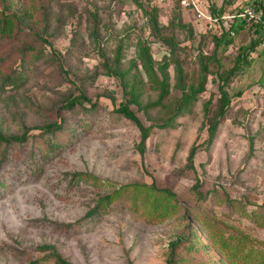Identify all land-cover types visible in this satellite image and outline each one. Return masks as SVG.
<instances>
[{"label":"rangeland","instance_id":"rangeland-1","mask_svg":"<svg viewBox=\"0 0 264 264\" xmlns=\"http://www.w3.org/2000/svg\"><path fill=\"white\" fill-rule=\"evenodd\" d=\"M144 1L161 8L160 32L135 0H51L46 58L29 66L30 81L20 88L3 86L0 79V129L15 135L30 130L25 145H0V264L39 260L43 244L56 245L75 264H167L169 243L192 232L208 243L205 260L231 264L210 239L205 223L264 257V48L231 82V109L210 149L204 144L208 132L203 105L212 98L211 109L215 107L217 76L209 77L206 91L175 126L153 128L141 153L138 127L116 110L126 101L113 73L120 49L121 70H129L132 81L144 78L139 84L147 103L159 91L137 60L140 42L151 48L159 78L158 66L168 59L172 85L176 59L187 81L197 83L199 52L209 55L215 48L213 34L192 11L183 9L190 26L179 28L171 24L175 1ZM209 1L231 13L238 3L252 4ZM5 7L0 1V10ZM20 7L19 0H11L7 12L20 14ZM23 28L40 32L34 23ZM160 36L174 37L176 50ZM249 43V32L240 30L233 44L222 45L223 69L233 67L239 47ZM81 93L92 102L63 108ZM179 97V89L173 88L165 100L169 109H152V120L136 105L131 108L146 126L161 124ZM62 121L73 131L69 136L51 138L38 128ZM193 144L200 146L194 167L188 162ZM76 173L96 175L101 184L74 180ZM134 184L169 188L175 193L172 204L178 206L168 219L149 221L150 204L163 194L148 188L136 191ZM123 185L132 186L102 214L86 216L100 196Z\"/></svg>","mask_w":264,"mask_h":264},{"label":"trees","instance_id":"trees-1","mask_svg":"<svg viewBox=\"0 0 264 264\" xmlns=\"http://www.w3.org/2000/svg\"><path fill=\"white\" fill-rule=\"evenodd\" d=\"M6 5L5 9L0 10V79L3 86H12L14 88H20L26 85L31 78L28 72V68L36 61L45 59L47 56L46 44H50L49 39L46 37L50 23V4L51 0H19L21 3V13H8L11 0H0ZM173 15L171 18V24L179 28H188L190 25L184 21L183 9L191 11L180 5L176 0ZM204 4L215 14L225 15L233 14V10L226 11L225 8H216L209 0H203ZM257 0H252V3H256ZM138 7L149 15L153 28L157 31H161L159 28V13L161 8L159 6H153L150 3L146 4L144 0H135ZM234 0H228L227 6L234 5ZM236 12L240 9L234 5ZM235 12V13H236ZM30 23L36 24L40 32L33 30H27L23 28V25H29ZM206 27V25H205ZM207 32L213 34V40L215 48L213 53L204 54L199 52V78L197 83H189L186 79V73L180 60L176 59L175 72L176 83H171V73L169 72L170 62L165 58L158 66L162 78H159L157 70L155 68V61L151 48L140 42L137 52V60L140 61L141 66L144 69V73L154 83V88L159 91L158 98L155 101H148L144 103L142 101V88L139 81H132L129 78V70H121V49L116 56V63L113 69V73L119 78L123 85L126 101L120 103L116 109L119 113L131 120L138 127L141 135L138 148L141 153L145 151L146 143L151 135V131L154 127L167 128L175 126V122L178 117L191 111V108L198 101L200 95L206 91L207 84L210 76H217L218 78V97L214 109H211L213 99H209L203 105L205 114V125L207 128L208 136L204 141L205 149L210 147L218 137L220 126L224 119L227 117L233 100V95L230 93V84L233 79L240 73L245 67L251 65V61L256 58L254 53L261 49L259 42L264 38V31L258 30L261 34V39H255L251 35V27H248L247 22L241 19H235L234 21H223L221 23V29L209 30L206 27ZM234 30L237 34L240 30H247L250 35V43L248 46H241L238 49V53L235 57V64L230 69H223L221 59L219 57V49L222 45L229 46L234 43V36L231 35V31ZM190 32L193 34L194 30L191 28ZM163 42L171 47V51H175L178 47V42L174 37H162ZM16 45V48L14 46ZM18 45V46H17ZM216 64V65H215ZM216 68H215V67ZM173 88H177L180 91V97L177 100L173 109H170L169 117L161 124H151L146 126L136 112L131 108V105H136L138 109L146 114V116L152 120L150 111L154 108L161 107L169 109V106L165 103V100L169 97ZM242 94V91L237 93ZM81 100L90 101L83 93L79 96L70 98L67 103L63 105V108L72 109L77 104L82 103ZM92 107L96 108V104L92 103ZM41 129L42 134H48L51 138L56 139L58 134L63 136H69L70 131L64 121L58 123H51L45 126L38 127ZM29 129H25L21 134H6L0 129V145H5L8 148L10 145L19 144L25 145L30 139ZM59 144V143H57ZM200 146L193 144L190 148L188 155L189 165L194 167L195 157L199 151ZM74 180L86 181L94 185H100L101 180L98 176L86 173H76L73 175ZM132 185H123L118 189H115L109 194L100 196L97 203L88 211L87 217H95L102 214L108 206H110L114 199L121 193L123 189H128ZM135 190L139 188H148L159 191L163 196H156L153 202L150 204V208L146 214L147 220L155 221L156 219L166 220L170 217L178 206L177 203L172 204L175 199V193L169 188H157L154 184L148 186L146 184H134ZM200 184L195 185L194 189H197ZM201 194V191H198ZM228 204L232 207L235 205V201L230 199ZM161 207V209H160ZM205 227L209 230L210 239L215 243L217 249L226 260L231 264H264V257L259 258L251 251H248L244 247V243L241 240L232 236H224L221 232H214L212 227L205 223ZM196 232H192L191 235L185 237H179L169 243V258L167 264H213L218 261L205 260V251L208 248V243H203L201 239L197 237ZM43 256L39 260H35L30 264H37L39 262L52 261L54 264H75L70 259L66 258L60 250L54 244H43L38 247ZM202 256L201 259L198 257Z\"/></svg>","mask_w":264,"mask_h":264},{"label":"built area","instance_id":"built-area-1","mask_svg":"<svg viewBox=\"0 0 264 264\" xmlns=\"http://www.w3.org/2000/svg\"><path fill=\"white\" fill-rule=\"evenodd\" d=\"M181 6L190 9L196 17L204 22L207 29L219 30L221 29V23L224 21H234L235 19L245 20L248 27H251V35L260 40L261 34L258 30L264 31V0H260L259 3H252L243 6H239V10L233 14L215 15L208 6H206L203 0H176ZM239 1V0H237ZM235 31H231V35H235ZM259 46L264 48V38L259 42Z\"/></svg>","mask_w":264,"mask_h":264}]
</instances>
